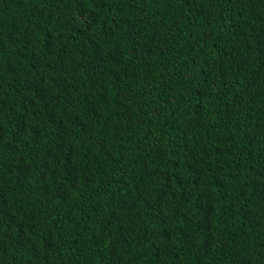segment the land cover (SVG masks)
Listing matches in <instances>:
<instances>
[{
    "label": "trees",
    "instance_id": "trees-1",
    "mask_svg": "<svg viewBox=\"0 0 264 264\" xmlns=\"http://www.w3.org/2000/svg\"><path fill=\"white\" fill-rule=\"evenodd\" d=\"M0 264H264V0H0Z\"/></svg>",
    "mask_w": 264,
    "mask_h": 264
}]
</instances>
